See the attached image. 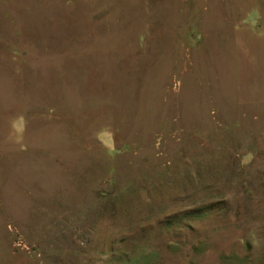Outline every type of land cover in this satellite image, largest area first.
<instances>
[{"label":"rangeland","instance_id":"rangeland-1","mask_svg":"<svg viewBox=\"0 0 264 264\" xmlns=\"http://www.w3.org/2000/svg\"><path fill=\"white\" fill-rule=\"evenodd\" d=\"M137 261L264 264V0H0V264Z\"/></svg>","mask_w":264,"mask_h":264},{"label":"trees","instance_id":"trees-1","mask_svg":"<svg viewBox=\"0 0 264 264\" xmlns=\"http://www.w3.org/2000/svg\"><path fill=\"white\" fill-rule=\"evenodd\" d=\"M146 261V260H145ZM138 263H140L139 261H137V263L136 264H138ZM141 264V263H140ZM143 264H147V263H145V262H143Z\"/></svg>","mask_w":264,"mask_h":264}]
</instances>
